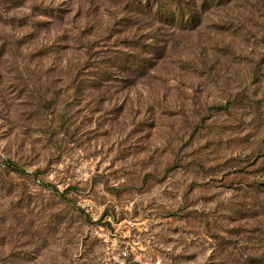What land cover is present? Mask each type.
<instances>
[{
    "label": "rangeland",
    "instance_id": "obj_1",
    "mask_svg": "<svg viewBox=\"0 0 264 264\" xmlns=\"http://www.w3.org/2000/svg\"><path fill=\"white\" fill-rule=\"evenodd\" d=\"M0 264H264V0H0Z\"/></svg>",
    "mask_w": 264,
    "mask_h": 264
}]
</instances>
